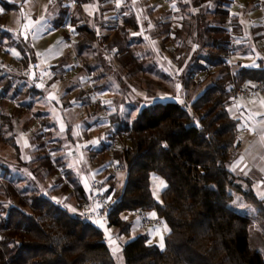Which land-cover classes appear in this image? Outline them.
Here are the masks:
<instances>
[{
    "label": "trees",
    "instance_id": "obj_1",
    "mask_svg": "<svg viewBox=\"0 0 264 264\" xmlns=\"http://www.w3.org/2000/svg\"><path fill=\"white\" fill-rule=\"evenodd\" d=\"M118 1L117 17L110 13V0H77L72 27L76 53L90 72H95V66L85 59L95 53L111 54L117 64L114 71L102 64L106 70L93 77L92 88L113 93L111 78L128 97L126 101L110 100L114 109L108 117L95 107L109 128L103 151L115 142L112 160L124 174L121 187L106 190V196L114 199L106 227L116 228L118 235L129 234L132 224L122 214L153 206L168 230L163 249L150 244L144 234L126 242L124 263L264 264V252L252 246L254 219L231 206L233 195L238 194L254 207L264 230V200L256 196L250 178L234 175L229 168L238 136V122L228 111L234 85L264 84L263 66H242L232 72L228 64L243 49V43H236L242 34L239 19L230 12L236 0H154L150 7L161 10L152 27L144 19L148 17L145 9L141 8L144 16L140 17L131 0ZM120 1H124L122 6ZM251 1L258 9L259 0ZM0 5L4 8L2 21L19 9L10 0H0ZM55 6L51 30L63 29L70 6L66 0H57ZM262 6L264 10V0ZM90 7L98 14L92 24L86 13ZM106 12L110 13L107 20ZM169 12L172 16L166 17ZM5 40L16 49L20 67L37 68L34 50L20 30H5L1 25L0 46ZM156 43L157 50L151 47ZM157 54L161 60L155 58ZM211 70L217 74L212 84L191 98L189 91ZM123 78L143 81L145 96L131 97L133 88ZM4 79L0 71V84ZM51 79L57 80L56 76ZM134 87L139 88L135 83ZM9 90L10 83L0 85L3 98ZM31 92L43 94L35 85ZM88 97H83V104ZM20 103L22 107L2 117L12 132V118L19 120L31 107L30 102ZM122 104L128 112L120 110ZM11 145L19 152L13 139ZM45 159L52 169L53 158L47 154ZM7 177L8 171L3 179ZM156 178L164 185L159 195L152 190ZM3 191L14 203L0 205V264H116L106 230L82 216L90 196L81 184L74 183L75 209L13 184H6Z\"/></svg>",
    "mask_w": 264,
    "mask_h": 264
},
{
    "label": "rangeland",
    "instance_id": "obj_2",
    "mask_svg": "<svg viewBox=\"0 0 264 264\" xmlns=\"http://www.w3.org/2000/svg\"><path fill=\"white\" fill-rule=\"evenodd\" d=\"M10 1L17 3L19 9L9 12L2 21L1 15L4 12V8L0 5V26L2 25L5 30H20L24 34L28 39L29 45L36 49L34 51L37 54V68L35 69H39L41 73L40 76H36L34 68L25 70L20 67L21 64L16 59V49L12 45H7L6 40L4 41L5 44L0 46V71L4 73L6 78L2 81V84L10 83V90L7 96L3 98L0 94V125L4 126L1 127L2 134L0 133V205L14 203V201L8 200L3 193L6 184H13V186L21 190L40 192L75 209L77 208V200L73 196L74 183L88 186L90 192V183L93 180H99L105 187V194L109 188L114 187L117 189L123 185L124 174L117 171L116 165L112 160L111 150L107 147L106 151H103V146L107 142L106 135L109 128L99 119V113L95 112L96 108L93 106L94 100L90 99L93 96V89L95 90V88L92 89V87H95V85L92 86L93 77L100 73L104 74L106 69H103V65L107 64L110 71H114L117 64L111 54L107 57L98 56L95 53L85 59V61L88 60V64L95 66V72H90L84 67V59L80 56L78 57H80L82 67L70 72L69 68L72 69L74 66V56H72L71 43L69 38H66L67 32L64 28L56 29L53 30V33L46 34L37 31L36 35H31V37L25 33L27 25L32 24L30 21L31 17L33 21L36 17L40 20L45 13L44 17L46 19L54 18L55 4L51 6L48 0ZM120 2L122 6L124 1ZM153 2L155 1L143 0L137 2L134 0L132 5L138 11L142 7L145 8L146 5L153 4ZM255 4L251 0H236L230 9L232 16L236 15L242 8L251 10L250 13L245 12L242 15L241 21L245 24V29L241 31V36L244 38L243 51H237L234 56H253L251 57L253 60H257L258 56H263L264 58V10L261 12L257 8L254 9ZM246 7L247 9H245ZM151 8L153 10L148 14V19L152 22L149 25L150 27L153 26V20L158 16L159 7ZM112 12L110 11L111 14ZM86 13L89 16V24H92L94 17L98 18V14L92 7L87 8ZM110 13L106 12L104 14L106 20L110 18ZM36 26L33 28L32 34H34ZM259 27H261L259 33L253 31V28ZM103 33L105 34L107 31ZM49 45V49L53 51L55 45L63 49L61 58L62 61L65 60L66 62L64 65H53L54 67H50L49 65L56 61L54 59L55 56H41L45 49V53L48 51L47 47ZM72 46L76 52L74 44ZM151 47L157 50L159 45L156 43ZM239 68V65H233L231 66V71L234 72ZM206 72H210L208 73L209 75L215 74L212 70ZM24 76L27 79H24ZM54 76L57 78L55 81L51 79ZM150 77L155 78L154 76ZM131 80L124 79L126 86L133 88L129 92L131 97L137 100L139 98L142 99L145 96V91H143L144 82L138 83ZM110 82L115 85L113 88H116V91L113 89V93L95 90L98 99L102 102L101 106L107 109L108 115L111 108L114 109V105L110 100L116 98L126 101V98H128L125 97L122 89L111 78ZM134 83L139 88H135ZM202 83L203 80L196 86ZM33 85L42 88L43 94H33L31 92ZM26 94L28 97H26ZM181 94L179 92V96ZM86 95L89 96L87 98L88 102L83 104V97ZM19 101L27 104L30 102L31 107L19 120L12 118L14 123L12 132L9 129V124L4 123L2 117L10 115L18 107H22ZM120 107L122 112L129 111L125 104L120 105ZM42 122L45 125H42ZM12 139L18 146L19 152L11 145ZM47 154L53 158L52 165L53 168L57 169V174H54L53 168L50 169L46 165L45 156ZM7 171L8 177L3 179V174ZM160 180L163 182L162 179ZM96 224L106 230L108 246L116 264H125L122 247L126 242L139 235H146L149 232V230L146 232L143 229H136L131 226L129 234L118 235L116 228H112L109 231L101 223L96 222ZM254 224L252 223L251 228L252 246L261 247L263 246L264 238ZM154 227L157 226L150 227V230ZM166 229L167 227L164 225L160 228L163 236L168 231ZM148 242L162 249L160 247L161 242L157 238H152Z\"/></svg>",
    "mask_w": 264,
    "mask_h": 264
},
{
    "label": "crops",
    "instance_id": "obj_3",
    "mask_svg": "<svg viewBox=\"0 0 264 264\" xmlns=\"http://www.w3.org/2000/svg\"><path fill=\"white\" fill-rule=\"evenodd\" d=\"M144 9L148 14L151 12V10H153L150 7V4L149 6L146 5ZM245 9H247V7ZM159 10L161 9L158 8V11ZM137 12L138 13L140 12L139 13L140 17L143 15L141 14L142 12L141 8ZM245 12L250 13L251 10L250 9L244 10V8H242L238 11L236 15H233L239 19V23L241 25L242 30L245 29L244 26L245 24L241 21V18ZM169 14H165L166 17ZM44 15L41 16V19L39 20V23L34 30V34H33L34 36L36 35L37 31L42 32L43 34L53 33V30H51V26L53 24L54 18L46 19ZM144 19L146 21L148 17H146L145 15ZM253 31L259 33L261 31V27L253 28ZM236 41H237L236 43L239 42L243 43L244 38L242 39L241 36V40H236ZM49 48L50 45L47 47L48 51L45 53L46 51L45 49L43 54L41 55V56H55L54 59L56 61L52 62V64H50L49 66L54 67L53 65H57V66H60L62 64L64 65V63L66 62L65 60L62 61L61 58L62 56L61 53L63 52V49L56 45L54 46V51L52 49L50 50ZM33 50L36 49L33 48ZM35 57H37V54H35ZM251 57L253 56H232L229 59L228 64L230 65V67L233 65L234 66L239 65L240 67L247 66V67H255V68L261 66L264 67L263 56H258L257 60H253L251 59ZM155 58L161 60L158 54L157 56H155ZM165 58H168V56H165ZM216 76H217L216 73L212 75L208 74V76L202 79L203 80L202 84L192 87V90L189 91L191 98H194L204 88L209 87L212 84L213 79L216 78ZM228 111L230 115L238 122V136L234 145V155L229 166L230 171L234 175L250 178L253 182V190L256 196L264 200V198H262V194H264V98L237 97L236 99L233 100V102L228 103ZM81 186L83 187L86 195L89 197L90 192L88 186H84V185ZM162 187L163 186L161 185V180L159 178L153 181L152 190L156 195L160 194ZM231 206L233 207V209L237 210L238 212L249 215L251 218H253L254 219L253 223H255L254 225L258 227L259 232L262 234V236H264V230L261 227L259 221L256 220L255 217L256 210L254 209L253 206L246 203L238 194L233 195ZM147 211L149 212L150 215L153 214H154L153 216L156 215L153 206L147 207ZM122 218L129 221L132 224V226L135 227L136 229L140 228L134 213L126 212L122 214ZM104 226L106 227V225ZM106 229L111 231L112 228L106 227ZM147 230H149V232L146 234L149 240H151L152 238L155 239L157 238L158 241L161 242V237L164 238L163 232L158 227H154L153 229L151 228V230L150 228H148L145 231L147 232ZM257 236L259 235L257 234ZM262 245L263 246L258 247V249L264 252V241Z\"/></svg>",
    "mask_w": 264,
    "mask_h": 264
},
{
    "label": "built area",
    "instance_id": "obj_4",
    "mask_svg": "<svg viewBox=\"0 0 264 264\" xmlns=\"http://www.w3.org/2000/svg\"><path fill=\"white\" fill-rule=\"evenodd\" d=\"M56 1L57 0H48L51 6L55 4ZM66 1L70 6V10H69V13L67 15V18L64 24V30L67 32L68 38L71 43L70 49L73 53L72 56H74L73 57L74 66L72 69L69 68V71L71 72V71H75L82 67L81 60L76 54V52L74 51V48L72 46L74 38H75V33L73 32V27H72L73 9L75 8L78 2L77 0H66ZM133 1L134 0H131V2ZM110 3L112 5L114 14H116L118 17V9L120 5L119 1L110 0ZM258 10H260L261 12L263 11L262 0H259ZM171 15L172 14L170 13L169 17H171ZM30 21L32 22V24L30 23V25H27L26 31H25L26 35H28L29 37L33 35L32 34L33 28L39 22V19L36 17V19H34L33 21L31 17ZM230 41L233 43L235 39L230 38ZM34 73L36 74V76L37 75L40 76L41 71L39 69H35ZM93 91H94L93 96H91L90 98L91 100H94L93 106L96 108L101 107L102 115L105 117H108L107 109L101 106L102 102L98 99L97 94L94 89ZM237 97L239 98H253V97L264 98V84H262L261 82H253V83H246L242 85H234V89H233L232 96L230 98V102H233V100L236 99ZM114 147H115V142L112 141L111 145L109 146V149L112 150ZM90 192H91L90 193L91 196L89 198L90 201L88 204H85L81 210L83 218L87 221H94V222H99L101 224L107 225L110 207L114 201L113 197L106 196L105 187L102 184V182L99 180H93L90 183ZM133 213L137 218L140 228L143 230H146L154 225L157 226L158 228L162 227L161 220L156 215L155 216L150 215L149 212L144 208L136 209Z\"/></svg>",
    "mask_w": 264,
    "mask_h": 264
},
{
    "label": "snow or ice",
    "instance_id": "obj_5",
    "mask_svg": "<svg viewBox=\"0 0 264 264\" xmlns=\"http://www.w3.org/2000/svg\"><path fill=\"white\" fill-rule=\"evenodd\" d=\"M161 185L163 186V182L161 181ZM155 194V193H154ZM262 198H264V194H262ZM154 215V214H153ZM167 230V229H166ZM160 247L163 249L164 244H163V237H161V243H160ZM115 251V250H114Z\"/></svg>",
    "mask_w": 264,
    "mask_h": 264
}]
</instances>
